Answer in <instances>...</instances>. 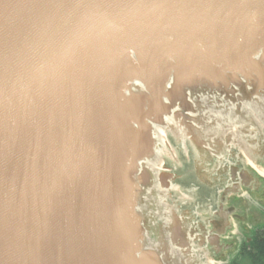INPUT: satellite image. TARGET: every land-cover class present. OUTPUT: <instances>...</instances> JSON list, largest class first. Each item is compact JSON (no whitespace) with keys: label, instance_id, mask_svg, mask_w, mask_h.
I'll return each instance as SVG.
<instances>
[{"label":"water","instance_id":"water-1","mask_svg":"<svg viewBox=\"0 0 264 264\" xmlns=\"http://www.w3.org/2000/svg\"><path fill=\"white\" fill-rule=\"evenodd\" d=\"M165 131L264 143V0H0V264H202Z\"/></svg>","mask_w":264,"mask_h":264},{"label":"flooded vegetation","instance_id":"flooded-vegetation-1","mask_svg":"<svg viewBox=\"0 0 264 264\" xmlns=\"http://www.w3.org/2000/svg\"><path fill=\"white\" fill-rule=\"evenodd\" d=\"M179 151L178 162L169 161L168 165L184 197L171 203L179 204L183 220L195 234L194 250L201 263L210 264L214 257L218 264H264L263 260H255L258 251L254 244L264 234V176L242 154L238 163L233 164L236 170L231 167L223 179L205 186L197 180L190 150ZM247 153L264 170V144L248 149ZM245 167L248 175L244 173ZM234 175L237 178L232 183ZM205 226L210 236H205ZM204 239L206 245L199 248Z\"/></svg>","mask_w":264,"mask_h":264},{"label":"trees","instance_id":"trees-1","mask_svg":"<svg viewBox=\"0 0 264 264\" xmlns=\"http://www.w3.org/2000/svg\"><path fill=\"white\" fill-rule=\"evenodd\" d=\"M254 244L256 246V250L258 251V253L255 255L256 256L255 260L264 261V234L256 238Z\"/></svg>","mask_w":264,"mask_h":264},{"label":"bare ground","instance_id":"bare-ground-1","mask_svg":"<svg viewBox=\"0 0 264 264\" xmlns=\"http://www.w3.org/2000/svg\"><path fill=\"white\" fill-rule=\"evenodd\" d=\"M246 155H247V163L257 166L255 163V159H253L252 156L248 153H246ZM258 170L261 173V175L264 176V170L262 168H258Z\"/></svg>","mask_w":264,"mask_h":264},{"label":"rangeland","instance_id":"rangeland-1","mask_svg":"<svg viewBox=\"0 0 264 264\" xmlns=\"http://www.w3.org/2000/svg\"><path fill=\"white\" fill-rule=\"evenodd\" d=\"M214 260H215V258H214ZM215 264H218V263H215Z\"/></svg>","mask_w":264,"mask_h":264}]
</instances>
